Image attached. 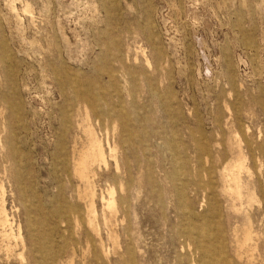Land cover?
Segmentation results:
<instances>
[{
  "label": "rangeland",
  "instance_id": "374dc122",
  "mask_svg": "<svg viewBox=\"0 0 264 264\" xmlns=\"http://www.w3.org/2000/svg\"><path fill=\"white\" fill-rule=\"evenodd\" d=\"M0 213V264H264V0H0Z\"/></svg>",
  "mask_w": 264,
  "mask_h": 264
},
{
  "label": "bare ground",
  "instance_id": "6f19581e",
  "mask_svg": "<svg viewBox=\"0 0 264 264\" xmlns=\"http://www.w3.org/2000/svg\"><path fill=\"white\" fill-rule=\"evenodd\" d=\"M98 159L105 160L104 150H103L101 143L94 137L93 133H91V151L90 153L87 152L83 154L79 162V176L81 179L88 178L89 161L94 162ZM237 169L242 170L243 169L242 164H238ZM109 192H110L109 193L110 196H114L113 190ZM108 205L110 207L114 206V200L112 199V197H110V201ZM0 222H1V219H0ZM5 222H7V220H5L4 223Z\"/></svg>",
  "mask_w": 264,
  "mask_h": 264
}]
</instances>
